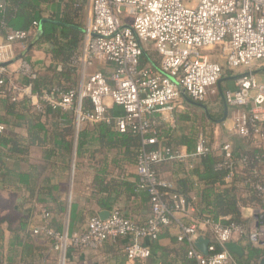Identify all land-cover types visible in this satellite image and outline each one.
<instances>
[{
    "label": "built area",
    "instance_id": "built-area-1",
    "mask_svg": "<svg viewBox=\"0 0 264 264\" xmlns=\"http://www.w3.org/2000/svg\"><path fill=\"white\" fill-rule=\"evenodd\" d=\"M3 8L4 0H0V10ZM91 16L84 29L83 52L75 61L84 72L80 87L28 96L34 109L41 113L45 104L74 111L78 125L110 124L108 99L122 107L124 115L113 120L117 130L144 137L136 171L139 188L149 194L151 215L141 225L114 210L106 220L93 217L85 229L72 234L55 231L47 224L33 233L50 240L52 251L62 256L70 248L98 250L107 240L129 238L125 247L128 260L141 261L152 253L142 242L157 240L162 230L173 224L176 214L193 209L183 196L169 193L172 184L159 178L154 166L212 154L204 135L199 136L194 153L183 148L149 150V145L158 142L155 128L187 108L183 93L204 104L211 94L219 93L218 83L224 75L220 59L233 73L264 60V0H91ZM30 34L11 31L0 43V64L15 59L16 45L24 44ZM149 45L159 57L156 68L141 67V58ZM217 45L221 52L210 54ZM95 64L112 65L113 69L109 74L88 72ZM5 69L0 67V85L4 84ZM19 73L27 79L35 76L26 61H21ZM235 77V89L224 90L226 103L234 109L233 130L258 151L237 156L233 142L226 141L221 146L222 160L215 169L226 172L227 186L235 183L246 197H255L259 205L252 209L253 220L248 224L209 218L202 222L222 247L217 251L210 240L209 256L195 247V241L202 236L199 226L178 223V241L189 245L188 257L196 264H237L225 248L235 237H253L264 242V84L250 74ZM28 86L24 91L31 88ZM11 88L13 92L20 91L16 84ZM85 100L90 101L91 109L85 108ZM4 130L5 126L0 125V133ZM151 134L154 136L150 137ZM44 217L48 219L50 213L44 212Z\"/></svg>",
    "mask_w": 264,
    "mask_h": 264
},
{
    "label": "crops",
    "instance_id": "crops-1",
    "mask_svg": "<svg viewBox=\"0 0 264 264\" xmlns=\"http://www.w3.org/2000/svg\"><path fill=\"white\" fill-rule=\"evenodd\" d=\"M67 5L75 6L80 12L85 10L84 24H82V15L79 19L84 31L92 19L91 0H57L53 5L47 7L59 24H62V14ZM5 40L6 36H0V43ZM22 49V44L16 45L17 53ZM29 51H31L30 56L34 69L41 76L49 73L47 69L52 62L46 51L42 48L30 49ZM20 66L21 61H17L6 67L12 77L11 85L16 84L20 88V91L14 92L18 96L19 102L28 96V93L32 94L31 88L24 91L29 84L27 78L20 75ZM112 69V65L95 64L94 67L88 68V72L102 71L109 74ZM226 69L229 70L227 67ZM241 73L253 75L257 82L264 84V60L249 69H240L230 77H235L236 74ZM83 76V67L79 66L78 88L83 82ZM227 81L234 83L233 87L228 85L223 90L235 89V79ZM221 103L224 113L222 100ZM107 104L109 110L115 107L109 99ZM187 104L188 107L185 110H179L175 113L173 119L167 122L169 124L159 122L157 127H176L174 123H179L177 114H188L192 109L197 108ZM5 108V104L0 102V118L8 121L3 124L5 126L4 134L7 138L12 137L17 146L13 152H9L11 149L9 146L1 154L0 264H138L130 262L125 254V247L130 241L129 238L110 239L98 250H74L73 253H66L65 256H62L52 251L51 241L37 237L33 233L36 228L47 224L55 231L72 234L85 229L91 218L99 217L104 212L111 214L114 210L120 211L124 217L138 224H145L151 215V204L146 192L134 189V183L138 179L136 164L123 162L121 167L114 168L111 163L117 152L105 149L95 153L94 150H97L98 146L84 147L82 155L78 157L80 133L86 131L90 137L96 136V124L83 123L78 125L75 118L72 125V129L74 128L72 135V133L65 132L67 128H71L70 120L65 117L41 113L32 107V111L35 112L34 115L19 118L18 116H8ZM233 113L234 109L229 107V115L226 121L218 124L222 125V138L224 139L222 143L236 140L237 136L233 130ZM200 135L207 137L212 153L221 151V147L212 144L209 134L202 132ZM63 137L66 139V143L71 144L69 147L71 150L65 148V145L61 146L56 143L55 140H61ZM183 149L188 152L186 147ZM51 152L53 154H49ZM200 162L201 159H188L179 163L183 164L188 171H193ZM103 169L105 172L111 173V176H108V182L114 179L123 183L127 182L129 183L128 186L121 187L111 184L107 189L105 185V190L97 187L95 185L96 176ZM186 169L177 170V175H174L173 172L162 171L160 176L169 182L172 179L188 178L185 173ZM189 179L194 183L195 188L199 186L196 176L191 175ZM44 212L50 213L48 219L44 217ZM193 213L194 209L189 210L186 214H176L173 224L164 228L159 235L161 237L158 243L170 252L168 262L171 264H186V262H190L189 260H191V264H196L194 260L189 259L188 255V260L185 261L176 257V254L181 253V247L184 248L179 243H173L179 234L178 223H195L199 226L203 237L209 240H211L209 237L213 238L212 232L207 226L202 222L192 220ZM242 215L245 219L253 220L252 208L242 209ZM153 242L144 240L142 243L151 248ZM233 242L241 245L245 251L243 256L235 255L237 264H239V258L247 256L245 248L249 243L264 252V242H259L253 237H235Z\"/></svg>",
    "mask_w": 264,
    "mask_h": 264
},
{
    "label": "trees",
    "instance_id": "trees-1",
    "mask_svg": "<svg viewBox=\"0 0 264 264\" xmlns=\"http://www.w3.org/2000/svg\"><path fill=\"white\" fill-rule=\"evenodd\" d=\"M56 1L57 0H4V8L0 10V36H7L11 31H26L31 33L29 39L22 44L23 49L17 53V56L22 55L30 46H33L31 50L35 48L44 49L52 62L47 69L49 73L41 76L32 65L30 56L31 51L25 53L20 59V61H26L31 65L33 74L35 75L34 78L27 79L33 94H42L45 91L52 92L60 88L64 90L78 89L79 86L77 77L79 75V65H77L75 61L81 56L83 51L84 31L83 25L79 23L81 12L75 8V6L67 5L62 14V24H59L56 22L53 13L47 9V7L53 5ZM34 23H37V26H35ZM40 29V36L35 40ZM148 66L156 68L159 66V61H154L146 52L141 58V67ZM226 70V67H224V72ZM11 78L6 68L5 73L2 75L4 84L0 85V102L5 104L7 115L18 116L19 118L34 115L35 112L32 111L33 105L31 98L25 96V98L19 102L18 96L13 92L12 88L10 89ZM84 106L86 109L92 108L89 100L84 101ZM42 113L61 116L70 120L69 125L71 128H67L65 132L69 134L72 133L73 135L74 128L72 129V125L76 118L74 111H63L59 108L54 109L45 104L44 112ZM123 115V108L115 105V107L108 110L107 113V116L112 119V122L110 124L107 122L96 124V136L90 137L88 132H81L78 142V157L82 155V149L84 147L98 146V149L94 150L95 153L102 152L105 149H111L117 152L111 163L114 168L121 167L123 162L137 164L139 150L143 146L142 140L144 137L132 132L120 133L117 130L113 120ZM184 120L191 121L188 116H185ZM6 122L8 121L0 118V124L3 125L6 124ZM4 131L0 133V164L3 151L10 146L11 149L9 152H13L17 146L12 137L7 138L5 136ZM199 135V130L195 123H193L192 128L190 127L188 130L183 129L180 132H177V128L160 126L155 128V136H157L158 142L155 145H149L147 148L149 150L160 148H173L178 150L186 147L189 153H194L196 151ZM149 136L151 137L154 135L151 134ZM55 141L61 146L65 145L64 147L67 149L71 147L70 143H66L64 137L61 140L57 139ZM233 145L237 156L250 155L258 151V149H254L249 142L239 137H236ZM49 154H53V152ZM221 160L222 151L218 150L215 153L213 152L212 154L202 157L200 164L195 166L193 171H188L184 165L179 162L159 163L154 166V169L161 179H163L160 176L162 171L173 172L174 175H177V170H187L185 173L188 178H177L170 181L172 188L169 190V193L183 196L188 201L189 205L194 209V213L192 214V220L194 222H203L209 218L213 221H234L248 224L252 219H245L242 215V209H253L259 204L254 200L256 199L255 197H246L245 192L238 188V186H235V183L229 186L226 185V172L217 171L215 169L216 164ZM191 175L197 177L199 186L196 188L194 183L189 179ZM108 176H111V173L108 171L105 172L104 169L102 172L99 171L96 176L95 185L105 190V185L108 189L111 184L121 187H126L129 184L127 182L123 183L122 181H116L112 178V180L110 179L111 181L108 182ZM137 178L136 183H134V189L136 191L146 192L147 195H149L146 190L139 188L138 175ZM194 197H197L198 200L195 201ZM169 204L170 206L172 205L171 201H169ZM225 218L228 220H225ZM74 219L75 217L73 215V220ZM160 237L161 236L151 244V256L145 260L135 261V263L171 264L168 262L170 259V252L166 248L161 247L158 243ZM209 238L212 243L216 244L212 237ZM174 242L184 246V248L181 247L180 249V254H184H176V257L178 259L181 258L182 261L188 260V244L179 242L178 238L174 240L173 243ZM216 248L217 251L222 250V247L218 244H216ZM74 250L77 249L70 248L67 253L71 254ZM245 250L247 256L239 259L236 257L239 264H258V261L264 255L263 250L255 248L252 243H249ZM159 252L160 254L158 255ZM189 261L190 262H186V264H191V260Z\"/></svg>",
    "mask_w": 264,
    "mask_h": 264
},
{
    "label": "rangeland",
    "instance_id": "rangeland-1",
    "mask_svg": "<svg viewBox=\"0 0 264 264\" xmlns=\"http://www.w3.org/2000/svg\"><path fill=\"white\" fill-rule=\"evenodd\" d=\"M85 12V10H84ZM84 12L81 11V15H82V24H84ZM221 46L217 45L213 48V50H211L209 53L212 55H218L221 52ZM147 53L152 57V59L156 62L159 61V57L156 54V52L154 51V49L152 48V46H147ZM220 63L222 65H225V62L222 61L220 59ZM233 75V72L230 70H226L224 72L223 78H228L230 76ZM232 82L227 81V82H223V88L225 86H230L233 87ZM210 110L211 116L214 119H221L222 118V113H223V107H222V103H221V99H220V92L218 93V91L214 94H211L207 100V102L205 103ZM177 120L179 121V123H174V125H176V127L173 128H177V132L182 131L183 129L188 130L190 127H193V123L196 124V127L199 130V134H201L202 132H206L207 135L209 134L211 142L214 146L217 147H221L222 146V142H223V138H222V125H218L214 122H212L208 116L206 115V113L202 110V109H192L190 111V113L185 114V113H179L177 114ZM184 116H188L191 121H185L184 120ZM173 122V121H171ZM163 123L165 124H169L166 121Z\"/></svg>",
    "mask_w": 264,
    "mask_h": 264
},
{
    "label": "water",
    "instance_id": "water-1",
    "mask_svg": "<svg viewBox=\"0 0 264 264\" xmlns=\"http://www.w3.org/2000/svg\"><path fill=\"white\" fill-rule=\"evenodd\" d=\"M58 23V22H57ZM41 28V27H40ZM40 33H41V29L39 30L37 36H36V39L37 40L40 36ZM32 46H30L22 55L20 56H17L15 59H13L12 61H9V62H6V63H2L0 64V67H8L14 63H16L17 61H20V59L25 55V53H27L30 49H31ZM236 77H229V78H222L219 83H218V88H219V92H220V95H221V100L223 102V105H224V113H223V117L221 119H214L212 116H211V113H210V110H209V107L204 104V103H198V102H195L193 100H191L185 93H183V98L185 99V101L187 103H189L190 105L192 106H195L197 108H200L202 109L206 115L208 116V118L210 120H212L213 122L217 123V124H220V123H223L226 121L228 115H229V105L226 103L225 101V98H224V90H223V87H222V84L223 82L227 81V80H232V79H235ZM109 213L108 212H104L102 214H100L99 218L101 220H106L108 217H109ZM211 241L203 236H200L196 241H195V247L204 255V256H209V251H208V247L210 245ZM225 248L232 254L234 255H238V256H243L245 254V251L243 249V247L241 245H239L238 243L236 242H229V243H226L225 244ZM259 264H264V258H262L260 260V263Z\"/></svg>",
    "mask_w": 264,
    "mask_h": 264
}]
</instances>
